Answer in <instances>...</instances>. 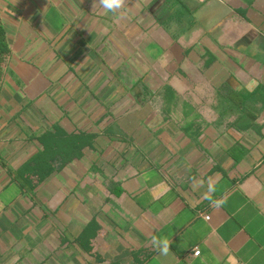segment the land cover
<instances>
[{
  "label": "crops",
  "instance_id": "1",
  "mask_svg": "<svg viewBox=\"0 0 264 264\" xmlns=\"http://www.w3.org/2000/svg\"><path fill=\"white\" fill-rule=\"evenodd\" d=\"M0 26V264H264V0H0Z\"/></svg>",
  "mask_w": 264,
  "mask_h": 264
},
{
  "label": "clouds",
  "instance_id": "2",
  "mask_svg": "<svg viewBox=\"0 0 264 264\" xmlns=\"http://www.w3.org/2000/svg\"><path fill=\"white\" fill-rule=\"evenodd\" d=\"M99 4L101 8L105 10V12H113L117 9H121L123 5V0H99ZM257 81L251 80L246 85V89L248 91H252L254 87L257 85ZM216 191L214 184L209 183L207 185L206 191L204 192V199L208 200L213 206H219L224 201L221 199H213L212 194ZM152 244L154 247L158 248L161 254H168L169 252V241L165 237H156L153 236L152 238Z\"/></svg>",
  "mask_w": 264,
  "mask_h": 264
},
{
  "label": "trees",
  "instance_id": "3",
  "mask_svg": "<svg viewBox=\"0 0 264 264\" xmlns=\"http://www.w3.org/2000/svg\"><path fill=\"white\" fill-rule=\"evenodd\" d=\"M8 51L7 50V45L5 41V34L3 28L0 26V63L2 61V55Z\"/></svg>",
  "mask_w": 264,
  "mask_h": 264
},
{
  "label": "built area",
  "instance_id": "4",
  "mask_svg": "<svg viewBox=\"0 0 264 264\" xmlns=\"http://www.w3.org/2000/svg\"><path fill=\"white\" fill-rule=\"evenodd\" d=\"M206 219L209 220L210 217H209V216H206ZM199 254H200V251H199V250H195V251H194V255H195V256H198Z\"/></svg>",
  "mask_w": 264,
  "mask_h": 264
}]
</instances>
